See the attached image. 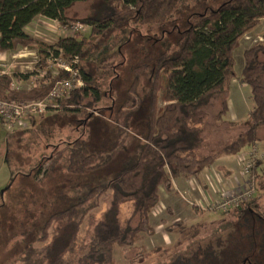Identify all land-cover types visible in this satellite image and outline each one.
<instances>
[{"label": "trees", "instance_id": "16d2710c", "mask_svg": "<svg viewBox=\"0 0 264 264\" xmlns=\"http://www.w3.org/2000/svg\"><path fill=\"white\" fill-rule=\"evenodd\" d=\"M80 1L86 0H0V52L34 47L42 63L48 51L62 54L67 60L76 56L80 58V63L74 66L80 68L85 85L61 101L62 111L81 110L95 104L96 98H92V92H97L94 78L82 63L89 39L93 36L107 35L134 23L148 27L156 36L174 33L176 41L173 46L140 61L135 67L130 86L111 112V119L119 132L111 149H91L82 139L68 147L67 170L70 174L81 175L102 169L117 157L124 146L126 139L123 133L130 127L131 118L136 122L133 117L141 108L146 109V124L139 126L134 151L114 178L93 186L84 185L78 197L65 199L64 208L48 217L41 235L35 239V243L44 245L40 250L41 258H38L35 246L28 245L18 259L25 264H115L116 246L131 248L141 234L152 236L156 233L151 215L161 200L160 187L170 192L174 180L199 177L220 158L243 153L261 140L258 133L264 128V61L258 59L259 54H264L263 41L246 49L243 54L241 80L249 87L253 104L248 113V125L232 142L224 144L215 153L198 154L205 123L199 109L212 98L230 92L235 76V51L240 41L256 30L264 19V0H100L99 8L91 15L68 17L66 9ZM38 16L64 26L73 21L86 24L91 27L90 35L76 32L46 43L26 31ZM114 53L116 51L110 55ZM148 70H151V92L146 105L140 97L137 102L135 96L141 76ZM68 76L69 73L64 71L56 76L48 72L46 78L32 87L13 89L14 81L26 82L28 76L2 74L0 99H42L57 80ZM47 79L49 82L45 83ZM159 102L164 105L159 106ZM228 113V99L224 98L216 118L221 120ZM61 155L59 152L53 158H45L38 175L53 170ZM247 159L251 160L250 156ZM253 160L245 170L248 171L246 179L253 183L255 192L242 202L237 220L225 226L223 235L218 238L221 241L203 247L198 245L188 260L179 257L169 264H249L247 261L264 264V191L256 184L260 159ZM46 164L47 168L43 170ZM247 186L246 182L244 187ZM108 193L110 208L95 224L88 243L80 245L86 217ZM183 224L175 222L166 226V230L174 232ZM237 235L241 238H234ZM156 251L153 248L142 255L149 258ZM137 258L132 260V264L138 262Z\"/></svg>", "mask_w": 264, "mask_h": 264}, {"label": "rangeland", "instance_id": "374dc122", "mask_svg": "<svg viewBox=\"0 0 264 264\" xmlns=\"http://www.w3.org/2000/svg\"><path fill=\"white\" fill-rule=\"evenodd\" d=\"M99 6L100 0L75 2L66 9V15L70 18H83L91 15ZM40 18L28 27V31L26 29L27 33L35 34L49 44L55 42L59 38V25L50 19ZM45 26L52 32H46L42 28ZM90 30V26H85L82 31L77 32L88 36ZM248 35L250 38L244 37L235 51V76L230 92L212 98L199 109V113L205 117L203 143L197 150L199 155L215 153L224 144L232 142L249 123L248 113L253 104L250 89L241 80L243 54L246 49L263 43L264 19ZM67 36H70L69 33ZM89 41L82 63L94 78L97 92H92V98L96 99L90 109L96 110L98 115L84 107L76 111L46 113L23 122L14 130L6 129L0 123V264H25L22 260L18 262V259L28 245L32 244L37 249L38 258H41L40 250L44 245L35 243V239L41 235L48 217L64 208L65 199L78 197L84 185L93 186L114 178L134 151L139 126L146 124V109L141 108L133 117L137 119L136 122L131 118L130 127L123 133L126 139L124 146L117 157L102 169L81 175L70 174L67 170L68 147L78 139L86 141L91 149L108 150L115 145L119 132L111 119V112L130 86L135 67L140 61H146L173 46L176 35L165 33L156 36L148 27L130 23L107 35L93 36ZM114 51L116 53L110 55ZM40 59L38 50L31 53L20 48L14 54L0 52V74H25L28 76L26 82L17 84L29 88L35 83L33 78L40 74ZM258 59L264 61V54H259ZM150 80L151 70H148L141 76L135 96L137 102L140 97L148 105ZM224 98L228 99L229 113L219 120L216 115L222 108ZM163 105V102H159V106ZM258 135L261 140L253 146L258 150L255 158H259L261 163L256 184L258 189L264 191V128L259 130ZM253 147L237 156L220 158L199 177L174 180L170 192L160 187L161 200L151 215L156 233L152 236L141 234L131 248L116 246L115 264H132L137 256L136 264H169L179 257L188 260L191 254L194 255L198 245L203 247L221 241L218 238L223 235V229L237 220L239 214L236 210L226 212L217 207L229 191L246 184L245 166L246 162L251 161L247 157ZM59 152L62 155L57 166L45 175H38L41 162L45 158H53ZM46 168L47 164L43 170ZM110 206L111 198L108 193L101 197L99 206L86 217L80 245L88 243L95 224L104 217ZM175 222L184 224L174 232L167 231L166 226ZM234 238L241 237L237 235ZM222 240L225 243L224 238ZM153 248L157 251L151 257L142 255Z\"/></svg>", "mask_w": 264, "mask_h": 264}, {"label": "built area", "instance_id": "2783aa9c", "mask_svg": "<svg viewBox=\"0 0 264 264\" xmlns=\"http://www.w3.org/2000/svg\"><path fill=\"white\" fill-rule=\"evenodd\" d=\"M64 26V25H63ZM85 26L80 22H70L65 26V29L68 30L69 35L75 34L77 31H82ZM247 39L250 38L249 35L245 36ZM40 65V74H37L34 79V86L40 79L46 78V75L51 74L53 76L58 75L61 71L69 73L68 77L61 78L57 80L52 86L48 94L37 100H8L0 99V123L8 130H14L20 126L23 122L31 121L37 116H41L46 113H58L63 110V105L61 101L68 99L72 92L82 88L85 83L80 74V68L75 67L74 65L80 63V58L75 57L73 60L65 59L62 54L55 55L53 51H48L44 55V61L39 60ZM2 74H7L2 72ZM0 74V75H2ZM47 79L45 83H48ZM16 84V85H15ZM19 84V83H18ZM17 82H13L11 87L13 89H21L20 85L18 86ZM31 86V87H32ZM94 115H98L96 110L88 109ZM258 150L253 147L249 154L251 156V161L247 164V170L250 167V162H254V158ZM246 171V170H245ZM248 171H246L247 173ZM247 187H240L237 190H232L227 193L225 199H222V202L218 208L224 209L226 212L230 210H240L241 204L244 200L250 198L255 192V187L252 182L249 180L246 181Z\"/></svg>", "mask_w": 264, "mask_h": 264}, {"label": "crops", "instance_id": "0c3cea01", "mask_svg": "<svg viewBox=\"0 0 264 264\" xmlns=\"http://www.w3.org/2000/svg\"><path fill=\"white\" fill-rule=\"evenodd\" d=\"M40 17H43V18H46V19H48L47 17H44V16H38L33 22H35V21H38L39 19H41ZM49 20V19H48ZM50 21H52V22H56L58 25H59V31H58V34H59V37H63L64 35L65 36H67V32H68V30H66L64 27L65 26H63L62 24H60L58 21H55V20H52V19H50ZM32 22V23H33ZM31 23V24H32ZM42 23H45V24H47L46 22H44V21H42ZM30 24V25H31ZM29 25V26H30ZM28 26V27H29ZM28 27L26 28L27 29V31H28ZM46 32H48V33H51L52 31L51 30H49L46 26L45 27H42ZM56 32V31H55ZM30 35H32L33 37H37V36H35V34H30ZM38 38V37H37ZM41 39V38H40ZM43 40V39H42ZM45 41V40H44ZM24 50H28V51H31V53H33V52H35L37 49L36 48H34V47H31V48H28V47H26V48H24ZM16 52V51H15ZM15 52H1V54H14ZM212 168V167H211ZM210 168V169H211ZM201 176V175H200ZM195 178V177H194ZM183 179H185V178H181V179H176V181H179V180H183ZM174 183V182H173Z\"/></svg>", "mask_w": 264, "mask_h": 264}, {"label": "flooded vegetation", "instance_id": "af4514ba", "mask_svg": "<svg viewBox=\"0 0 264 264\" xmlns=\"http://www.w3.org/2000/svg\"><path fill=\"white\" fill-rule=\"evenodd\" d=\"M247 263L251 264V262L247 261Z\"/></svg>", "mask_w": 264, "mask_h": 264}]
</instances>
